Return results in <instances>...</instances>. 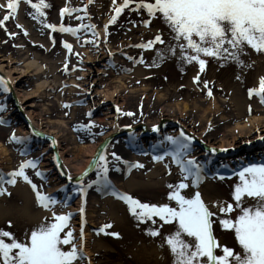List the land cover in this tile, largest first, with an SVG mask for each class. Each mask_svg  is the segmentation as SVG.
<instances>
[{
	"label": "rangeland",
	"instance_id": "1",
	"mask_svg": "<svg viewBox=\"0 0 264 264\" xmlns=\"http://www.w3.org/2000/svg\"><path fill=\"white\" fill-rule=\"evenodd\" d=\"M6 3L7 0H0L4 6L0 7V19L8 11ZM46 3L50 7L44 10L45 16L33 19L34 9L27 0H20L17 13L5 22L6 26H0V65L10 76L8 79L0 72L9 82L8 91L0 88V121H3L0 176L4 177L0 188L5 189L0 194V229L11 231L23 241L35 226L51 222L53 212L71 213L61 236L72 231L73 242L83 252L75 264H172L164 236L175 231V222L164 224L158 217L154 218L155 223L138 220L125 201L107 196L103 184L92 183L98 179L95 166L85 176L84 171L98 146L108 140L100 153L108 157L109 180L142 203H169L175 207L176 202L169 201L168 195L169 185L182 180L177 167L171 157L156 160L142 152L154 145L169 146L164 138L179 136L176 124L207 148L191 143L192 150L186 158H195L203 165L211 159L217 160L215 164L227 162L239 166L247 159L264 162V103L257 94L249 96V89H258L264 77V52L246 46L240 56L242 63L201 54L206 61L201 72L197 62L188 63L179 52L175 55L165 52L167 44H156L153 49L135 47L153 39L158 32L163 33L166 42L175 43L162 19L151 18L130 6L115 23L108 24L115 14L114 7L123 0H116L115 5L113 0H46ZM85 6L86 13L74 11L61 17V9L65 7ZM145 19L151 20L149 26L143 23ZM46 24H55L57 30ZM61 24L95 28H81L73 35L59 31ZM65 43L71 45V52ZM141 58L143 63L139 62ZM31 62L35 66H30ZM251 117L258 120L249 125ZM89 123L94 126L81 127ZM159 124L158 131L150 132ZM19 125L30 135H20ZM31 127L42 135L34 136ZM129 128L132 130L128 131ZM13 133L26 139L12 141ZM48 136L54 139V146ZM84 147L89 150L82 152ZM113 152L121 157L119 161L112 157ZM45 157L52 160L51 170L44 172L37 166L26 168L25 172L42 193L50 192L57 181H65L63 195L59 194L57 202L48 208L39 205L36 191L22 177H17L15 184L6 180L7 174L17 170L25 159L35 158L40 163ZM130 163L143 167H129ZM38 169L43 179L37 177ZM78 175L83 176L80 181ZM52 177L57 181L51 180ZM185 182L189 187L181 193L191 198L199 192L215 213L212 230L217 242L240 251L234 230L224 229L219 223L224 218L235 220L240 212L234 200L239 176L224 179L204 175L196 188ZM88 185L91 186L86 191H80ZM79 198L83 212L72 209ZM251 203V198H245L241 206ZM226 204H232L233 211L219 212L218 205ZM39 211L42 215L37 217ZM105 224L111 227L100 231ZM150 229H160L162 235L152 236ZM5 239L10 242V238ZM80 239L84 241L83 247L78 243ZM63 247L68 250L70 245ZM217 254H221L219 249Z\"/></svg>",
	"mask_w": 264,
	"mask_h": 264
},
{
	"label": "snow or ice",
	"instance_id": "2",
	"mask_svg": "<svg viewBox=\"0 0 264 264\" xmlns=\"http://www.w3.org/2000/svg\"><path fill=\"white\" fill-rule=\"evenodd\" d=\"M19 3L20 0H7L6 9L8 11L3 19H0V26H6L5 22L17 13ZM27 3L34 9L33 19L45 16L44 10L50 7L46 0H39L38 3L27 0ZM113 4H116V0H113ZM130 6H134L136 11L146 12L151 18L162 19L170 31L172 41L175 42H166L163 33L158 32L153 39L135 45V47L153 49L156 44H167L165 52L173 55L179 52L180 57L188 63L197 62L201 72L204 71L206 65L201 54L242 63L240 56L246 46H250L257 52H264V0H123L122 4L114 7L115 14L111 16L108 24L115 23L117 17ZM0 7L4 6L0 5ZM74 11L86 13L87 8L86 6L83 9L65 7L61 9L60 14L63 17L65 13ZM77 19L82 20L83 17H77ZM143 23L149 26L151 20L145 19ZM45 26L53 31L57 30L55 24ZM17 27L21 26L17 25ZM81 28L94 29L95 26L81 24L78 28H74L61 24L58 30L76 35ZM9 35H15V33H9ZM93 35L96 33L93 32ZM64 46L71 52V45L65 43ZM129 59L134 58L129 57ZM139 62L143 63V59L141 58ZM65 70H67V65H65ZM195 79L198 81L199 76ZM0 88L4 91L9 90V82L3 76H0ZM253 94L261 96V102L264 103V77L260 79L258 89H249V96ZM209 95H211L210 90ZM68 106L65 105V107ZM117 111H120L119 108ZM125 115H133V113H125ZM93 126L89 123L81 127L90 129ZM153 131H158V128L154 127ZM10 139L22 141L26 138L17 137L13 133ZM164 139L169 144V150L165 151L163 156L157 155L154 158L162 160L164 156H171L172 162L180 169L182 180L176 185H169L168 200L175 201L176 206L173 207L169 203H142L128 194L115 191L113 194L119 195V198L128 204V210L138 220H149L155 223L154 218L158 217L164 224L175 222V231L164 236V242L173 257L172 264H264V162L248 164L238 172L240 182L235 186L234 200L240 212L235 220L224 218L219 221L224 229L234 230L235 238L240 246V251H236L217 242L212 230V217L215 213L201 199L200 193H195L191 198L181 193L182 189L189 187L185 181L191 178L193 184H198L202 178L203 165L195 158H186L192 150L193 137L181 130L179 136H166ZM112 157L117 161L121 159L115 152L112 153ZM91 165L96 167L98 178L92 183L111 187L108 179L107 155L100 153L90 162ZM36 166V160L21 162L17 170L7 174L10 177L7 183L15 184L17 177H22L36 191L38 202L48 208L57 201L53 196L38 191L37 185L29 179L25 172L26 168H36ZM129 167H143V165L135 163L129 164ZM36 175L42 176L43 174L37 172ZM3 180L4 177L0 176V181ZM90 186H82L80 191L84 192L86 187ZM4 191L5 189L0 188V194ZM245 198H251L253 203L241 206ZM80 211H84L83 207ZM218 211L231 213L233 205H218ZM71 215V213L53 212L51 222L35 226L30 230V235L25 234L23 241L11 231L0 229V264H75L83 257V252L73 242L72 231H67L63 237L61 236ZM110 227V224H105L100 231ZM149 232L152 236L162 235L160 229H150ZM81 235H83V229H81ZM111 235L118 236L119 234L111 233ZM5 238H10V242H6ZM65 245H70V248L65 250L63 247ZM217 249L221 254H217Z\"/></svg>",
	"mask_w": 264,
	"mask_h": 264
},
{
	"label": "bare ground",
	"instance_id": "3",
	"mask_svg": "<svg viewBox=\"0 0 264 264\" xmlns=\"http://www.w3.org/2000/svg\"><path fill=\"white\" fill-rule=\"evenodd\" d=\"M30 66H35V64L33 63V62H31L30 63ZM36 67L38 68V69H40V66H38V65H36ZM0 72H2L3 74H5L7 77H8V79H10V76H9V73L7 72V71H5L3 68H2V65H0ZM112 115H109V117H111ZM256 120H258V118H253V117H251V118H249L248 119V123H249V125H252V124H254L255 123V121ZM238 127H240L241 129L243 128V125H240V124H238ZM17 132L20 134V135H22V136H29L28 135V131L26 130V129H24L23 127H21L20 125H19V127H17ZM0 147H1V144H0ZM166 147H168V146H165L164 148H166ZM145 148V147H144ZM89 149L88 148H86V147H84V149L82 150V152H87ZM40 153H43V150L40 152ZM87 163H88V161H86V165H87ZM62 165H64V164H62ZM61 165V166H62ZM81 166H82V164L81 165H79L78 167H79V169L81 168ZM38 167H40V168H42V171H44V172H48L49 170H51L52 168H53V164H52V160L51 159H49V158H47V157H45V160H42L39 164H38ZM55 169H57V171L58 172H60V168L58 167V166H55ZM57 177H59V176H57ZM68 179V178H67ZM51 180H56V178L55 177H52V179ZM57 181V180H56ZM58 183H55V185L53 186V187H51V190H50V192L49 193H54V192H58L59 191V188H61V187H63L64 185H65V181H57ZM114 185H115V187L118 189V190H120V191H122V189L119 187V186H117L115 183H114ZM60 192V191H59ZM63 193L64 192H62V193H60V195L62 196L63 195ZM76 206H73L74 208H72L74 211H76V212H78V211H80V209L82 208V205H81V202H80V198H79V201L77 202L76 201ZM38 215H42V211H39L38 212V214H37V217H39ZM82 217V216H81ZM80 222V221H79ZM81 225V224H80ZM83 239H80L79 240V244H82V246H80V247H83V242L84 241H82Z\"/></svg>",
	"mask_w": 264,
	"mask_h": 264
},
{
	"label": "water",
	"instance_id": "4",
	"mask_svg": "<svg viewBox=\"0 0 264 264\" xmlns=\"http://www.w3.org/2000/svg\"><path fill=\"white\" fill-rule=\"evenodd\" d=\"M0 76H3L2 73H0ZM3 77H4V76H3ZM4 78H5V77H4ZM5 79H6V78H5ZM160 127H161L160 124H159L158 126H156V128H160ZM176 127H177L180 131L183 130V131L186 133V135L193 137L192 140H193L195 143H197V144L200 145L201 147H205L203 144H201V143L199 142V140H198L196 137H194L192 134H190L188 131H186L181 125L176 124ZM143 129H144V128H143ZM31 130H32V133H33L34 135L38 136V137H40V136L42 135L41 133H39L38 131H36V130H35L34 128H32V127H31ZM128 130H132V128H129ZM151 130L153 131V128H152ZM48 138L50 139L51 144L54 146V144H53L54 139H53L51 136H48ZM107 141H108V140H104V141L98 146V148H97L95 154L93 155V157H92V159H91V162L94 160V157H97V156H98L100 150L102 149V147L105 145V143H106ZM205 148H206V147H205ZM93 166H94V165H91V166H90V164H89V166H88L87 170L84 172L83 176H85L88 172H90L91 169L93 168ZM83 176H79L77 179H81Z\"/></svg>",
	"mask_w": 264,
	"mask_h": 264
}]
</instances>
